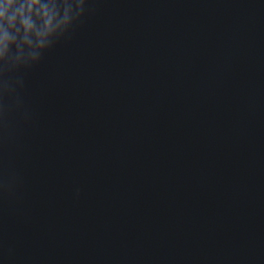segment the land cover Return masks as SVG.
Masks as SVG:
<instances>
[{"label":"water","instance_id":"95a60500","mask_svg":"<svg viewBox=\"0 0 264 264\" xmlns=\"http://www.w3.org/2000/svg\"><path fill=\"white\" fill-rule=\"evenodd\" d=\"M19 95L0 264H264V0H90Z\"/></svg>","mask_w":264,"mask_h":264},{"label":"clouds","instance_id":"9594fccd","mask_svg":"<svg viewBox=\"0 0 264 264\" xmlns=\"http://www.w3.org/2000/svg\"><path fill=\"white\" fill-rule=\"evenodd\" d=\"M89 4L90 0H0V119L6 108L21 106L24 73L57 42L70 37Z\"/></svg>","mask_w":264,"mask_h":264}]
</instances>
